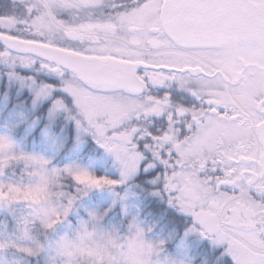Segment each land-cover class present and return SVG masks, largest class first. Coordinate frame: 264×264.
I'll use <instances>...</instances> for the list:
<instances>
[{
  "label": "snow or ice",
  "instance_id": "obj_1",
  "mask_svg": "<svg viewBox=\"0 0 264 264\" xmlns=\"http://www.w3.org/2000/svg\"><path fill=\"white\" fill-rule=\"evenodd\" d=\"M0 264H264V0H0Z\"/></svg>",
  "mask_w": 264,
  "mask_h": 264
}]
</instances>
